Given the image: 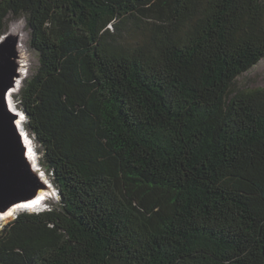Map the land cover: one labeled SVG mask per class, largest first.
<instances>
[{"label": "trees", "instance_id": "obj_1", "mask_svg": "<svg viewBox=\"0 0 264 264\" xmlns=\"http://www.w3.org/2000/svg\"><path fill=\"white\" fill-rule=\"evenodd\" d=\"M39 55L19 102L58 192L0 264H264V0H0Z\"/></svg>", "mask_w": 264, "mask_h": 264}, {"label": "water", "instance_id": "obj_2", "mask_svg": "<svg viewBox=\"0 0 264 264\" xmlns=\"http://www.w3.org/2000/svg\"><path fill=\"white\" fill-rule=\"evenodd\" d=\"M19 47V34L8 31L0 37V213L40 204L47 197L40 196L42 191H50V196L55 193L53 184L51 187L41 178L30 156L25 141L29 135L19 124L26 114L22 112L21 120L9 104L11 92L18 90L23 78Z\"/></svg>", "mask_w": 264, "mask_h": 264}, {"label": "rangeland", "instance_id": "obj_3", "mask_svg": "<svg viewBox=\"0 0 264 264\" xmlns=\"http://www.w3.org/2000/svg\"><path fill=\"white\" fill-rule=\"evenodd\" d=\"M11 28L18 29L21 31V33L25 34V46H26V60L24 62V71L27 73L25 80L30 79L36 72L38 66H39V55L38 53L31 48L30 46V30L28 29L27 26V21L26 18L22 17L19 19H9L7 22L6 26V33L11 30ZM26 63V64H25ZM24 80V81H25ZM257 88H264V60L259 62L254 68H252L250 71L242 75L240 78H238L237 83H236V90L237 91H248L252 89H257ZM19 93L15 94L13 96V101H14V106L21 112L22 108L19 102ZM28 122V119L24 120L23 127L24 130H26V124ZM26 132L29 135V132L26 130ZM29 138L31 139L32 145L34 147V150L36 152L37 158H38V163L42 166L41 163V157L42 154H39L37 151L38 146L36 145V142L32 136L29 135ZM44 168V167H43ZM45 172L47 173L51 183H52V176L51 173L47 172V170L44 168ZM52 197V198H50ZM49 199L47 200L46 204L44 205V208H51L52 205L57 203L58 197L56 196L55 193L50 196ZM42 210V209H40ZM21 213V212H20ZM16 219V218H14ZM13 219V220H14ZM13 220L7 221L4 224L1 225L0 230H2L3 227H5L8 223L12 222Z\"/></svg>", "mask_w": 264, "mask_h": 264}, {"label": "bare ground", "instance_id": "obj_4", "mask_svg": "<svg viewBox=\"0 0 264 264\" xmlns=\"http://www.w3.org/2000/svg\"><path fill=\"white\" fill-rule=\"evenodd\" d=\"M11 32H13V33H17V34H19L20 35V47H19V50H20V54H21V66H22V69H21V72L23 73V78L21 79V81H20V83H19V85H18V90H13L12 92H11V94H10V97H9V104H10V106H11V108L15 111V112H17V113H19L20 114V116H21V120H23V116H22V112L21 111H19L15 106H14V101H13V96L15 95V94H17V93H19V91H20V89L22 88V86H23V82H24V80H25V78H26V74L27 73H25V71H24V62H25V60L27 59L26 58V56H25V54H26V51H27V49H26V46H25V34H23V33H21V31L20 30H18V29H14V28H11V30H10ZM26 64V63H25ZM23 123H24V121H19V124H20V127H21V131H25L24 130V127H23ZM31 139L29 138V136H28V138L27 137H25V141H26V143H28V145H29V150H30V156H31V158L33 159V161L35 162V168H37V171L41 174V178L44 180V181H46L48 184H49V186H51L52 187V183H51V181H50V179H49V177H48V175H47V173L45 172V170H44V168L38 163V158H37V155H36V152H35V150H34V147H33V145L31 144L32 142L30 141ZM31 142V143H30ZM40 196H47L46 198H44L43 199V201L40 203V204H38V203H36V204H34V205H31V207H29V208H25V209H20V208H15V209H12V210H10L9 212H7V213H0V227H1V225L2 224H4L5 222H7V221H10V220H13L14 218H16V214L18 213V212H20V210H23V211H39L40 209H43L44 208V205L46 204V202H47V200L49 199V197H50V191H42L41 193H40ZM38 204V205H37ZM36 205V206H35ZM33 206V207H32Z\"/></svg>", "mask_w": 264, "mask_h": 264}, {"label": "clouds", "instance_id": "obj_5", "mask_svg": "<svg viewBox=\"0 0 264 264\" xmlns=\"http://www.w3.org/2000/svg\"><path fill=\"white\" fill-rule=\"evenodd\" d=\"M55 194H56V196L58 197V192L56 191V189H55ZM50 198H52V197H50ZM59 198V197H58ZM48 208H45V209H42V210H39V211H20L21 213H23V212H27V213H35V212H40V211H44V210H47ZM20 212L18 213V215L20 214ZM17 215V216H18Z\"/></svg>", "mask_w": 264, "mask_h": 264}]
</instances>
